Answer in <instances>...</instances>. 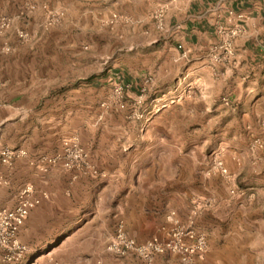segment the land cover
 Segmentation results:
<instances>
[{
  "label": "crops",
  "instance_id": "crops-1",
  "mask_svg": "<svg viewBox=\"0 0 264 264\" xmlns=\"http://www.w3.org/2000/svg\"><path fill=\"white\" fill-rule=\"evenodd\" d=\"M147 1L167 7L164 30L159 33L154 22L149 23V48H128L134 61H124L120 72L125 86L136 93L142 77L153 74L154 89H160L162 98L146 102L154 106L149 124L163 121L175 109L184 118L185 106H201L199 115L229 122L228 136L241 137L239 127L256 114V106L264 105V0ZM237 23L244 32L233 41L234 56L226 65L213 64L210 51L219 41L217 27ZM44 62L38 61L33 75L20 78L24 84L16 88L0 68V145L25 151L9 166L0 163V209L15 208L27 185L40 200L18 231L29 249L20 264L38 251L45 252L41 258L54 254L63 264H142L132 255L118 258L107 253L108 235L122 222L137 242L165 239L175 227L173 220L205 233L208 253L195 264H264V200H255L243 188L256 183L247 181L248 169L237 154L240 146L227 148L229 181L208 176L210 164H198L184 147L162 141L175 135L165 127L131 134L159 138L162 152L156 155L144 154L135 143L101 148L95 141H82L101 176L68 171L60 164L41 170L39 159L57 153L62 140L70 138L71 94L82 98V86L90 91L101 81L70 87L69 69L57 73ZM188 87L197 90L194 99L184 97ZM224 96L235 109L222 102ZM157 100H163V106L158 107ZM18 106L23 107L20 115ZM186 128L183 125L179 133ZM231 189L244 190L247 196L230 195ZM0 263L6 264L1 258Z\"/></svg>",
  "mask_w": 264,
  "mask_h": 264
},
{
  "label": "rangeland",
  "instance_id": "rangeland-1",
  "mask_svg": "<svg viewBox=\"0 0 264 264\" xmlns=\"http://www.w3.org/2000/svg\"><path fill=\"white\" fill-rule=\"evenodd\" d=\"M160 8L161 5L152 6L147 0H0V68H3L8 82L12 79L11 88L24 84L20 78L33 75L38 61H45L43 64L48 63L47 69L57 73L69 69L70 87L86 84L89 77L101 80L98 82L101 85L97 84L96 89L90 91L82 86L79 89L82 98L74 94L70 96V139H76L81 146L82 141L88 144L95 141L101 148L112 147L117 142L126 147L135 143L144 154L151 151L156 155L162 152L159 146L164 141L172 147H184L196 163L203 165L212 163L215 157L224 162L229 157L227 148L240 146L243 149L237 154L248 169L247 181L256 183L253 187L243 188L250 197L254 194L255 200L263 201L264 105L256 106V114L239 127L241 137L228 136V129L232 128L229 122L214 121L205 113L199 115L201 106H185L188 115L184 118L175 109L163 121L152 125L147 119L152 116L154 106L149 108L146 102H150V98H162L160 89H154L153 74L142 77L137 93L123 83L122 64L134 61L128 48L147 50L146 27L155 22ZM108 75L110 78L105 79ZM118 76L123 86L121 93L115 91L120 85ZM196 92L195 88L188 87L184 97L194 99ZM228 99L224 96L222 102L227 101L226 106L235 109ZM156 103L160 107L164 102L157 100ZM16 110L20 115L23 107L18 106ZM183 125L188 128L180 134ZM162 127L170 128L174 137L162 141L142 135L133 137L136 129L144 131ZM116 131L126 134L120 136L115 134ZM82 147L85 149L86 145ZM88 158L92 164L89 153ZM113 232L107 237V245ZM43 253L36 252L34 258L60 261L54 254L41 258ZM177 258L159 255L151 264H164L168 260L183 264Z\"/></svg>",
  "mask_w": 264,
  "mask_h": 264
},
{
  "label": "built area",
  "instance_id": "built-area-1",
  "mask_svg": "<svg viewBox=\"0 0 264 264\" xmlns=\"http://www.w3.org/2000/svg\"><path fill=\"white\" fill-rule=\"evenodd\" d=\"M167 7L161 6L155 16V29L160 33L164 30V16ZM232 16V13H229ZM239 20L243 19L238 15ZM4 24H2V27ZM244 29L237 23L233 27L218 26L216 34L219 41L211 48V62L215 65H226V62L234 56L233 41L242 35ZM178 48H181L178 46ZM264 68V59L262 61ZM119 87L115 91L121 93L123 86L121 77L118 76ZM25 155L23 149H14L0 145V163L9 166L16 159ZM62 165L68 171H80L89 176L98 177L102 173L89 162L88 153L76 139H64L60 149L52 156H42L39 159L41 170L48 167ZM208 176H218L226 181L231 180V175L224 162L215 157L207 170ZM230 195L245 196L246 192L241 189H231ZM44 196V195H43ZM40 200L34 196L31 185L23 187L18 194V204L13 209H0V258L6 264H20L29 252L28 247L18 238V231L24 223L29 212L39 205ZM174 213L171 214L173 216ZM175 227L172 228L165 239L152 237L145 242H137L127 235L122 222H119L107 245V251L115 257L124 258L132 255L146 264H151L156 256L173 255L178 257L183 264H195L200 258L208 253V242L205 233L191 227H182L173 220ZM26 264H63L49 258L39 260L34 258Z\"/></svg>",
  "mask_w": 264,
  "mask_h": 264
},
{
  "label": "trees",
  "instance_id": "trees-1",
  "mask_svg": "<svg viewBox=\"0 0 264 264\" xmlns=\"http://www.w3.org/2000/svg\"><path fill=\"white\" fill-rule=\"evenodd\" d=\"M94 79L95 78H93V77H89L86 79V83H91ZM74 86H76V85H74Z\"/></svg>",
  "mask_w": 264,
  "mask_h": 264
}]
</instances>
